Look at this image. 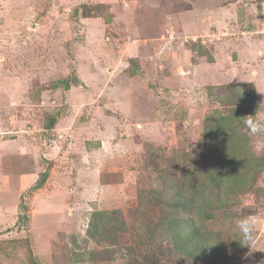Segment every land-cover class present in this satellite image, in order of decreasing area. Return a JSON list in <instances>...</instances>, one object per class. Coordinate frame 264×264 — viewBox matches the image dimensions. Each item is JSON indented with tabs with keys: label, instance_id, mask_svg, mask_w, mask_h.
<instances>
[{
	"label": "rangeland",
	"instance_id": "rangeland-1",
	"mask_svg": "<svg viewBox=\"0 0 264 264\" xmlns=\"http://www.w3.org/2000/svg\"><path fill=\"white\" fill-rule=\"evenodd\" d=\"M261 103L264 0H0V264H264L263 171L196 204Z\"/></svg>",
	"mask_w": 264,
	"mask_h": 264
},
{
	"label": "trees",
	"instance_id": "trees-1",
	"mask_svg": "<svg viewBox=\"0 0 264 264\" xmlns=\"http://www.w3.org/2000/svg\"><path fill=\"white\" fill-rule=\"evenodd\" d=\"M231 120L232 123L240 121L239 114H233ZM232 123L228 125H226V123L220 124L221 129L231 125ZM214 125L215 123L211 122L209 127L212 128ZM222 134L225 136L229 135L226 138L225 142L233 145L234 148L230 149L228 161H226L224 166H220L224 163V160L221 162L220 165H209L206 162L204 163L205 170L207 171V174H205L206 181L209 180L210 186H204V184L202 183L199 188V193L201 192V194L200 199L198 200L199 202L196 204L200 213H202V209L204 207H211V205H214L215 202H217L219 205H225V203L230 199V197L232 195H235V193H237L238 191L245 192L247 190V187L251 185L249 182V177H251V175H249L250 173L248 170L251 171V169H254L256 170V172H264V164L260 159H252V156L249 155L247 151L245 152L244 148L240 146L238 148L235 147V144L239 140L236 130H232L231 134L226 132H222ZM215 135H218V133ZM210 188H212L213 192H215L217 195L214 196L215 202L212 198L209 203H206L205 200L207 197H209V195L205 194L204 190L207 189L210 191ZM195 192L198 191L195 189ZM154 197L157 198L156 196ZM157 199L159 200V198ZM192 199L193 198H191V201ZM183 204L187 207L192 205V203L190 204L189 201L186 202V204L180 201H176L174 207L182 208ZM123 228L124 226L122 223L116 227L117 231L119 232H122ZM199 233L200 231H198V227H193L190 230V235L188 234L185 238V240L189 239L188 241H191L190 238L193 237L191 239H193V242H195V244L192 246V248L190 244H188V241L182 242L180 245H177V255H184L183 257H188V260H186L185 262L191 263L193 261L194 263L202 262L203 264H205L206 257H209L211 259V257L217 253H223L222 250H218L219 248L215 249V247H211L209 248L210 255L208 256V254H206L208 247H206L204 240L202 241ZM196 237L198 238V240Z\"/></svg>",
	"mask_w": 264,
	"mask_h": 264
},
{
	"label": "clouds",
	"instance_id": "clouds-1",
	"mask_svg": "<svg viewBox=\"0 0 264 264\" xmlns=\"http://www.w3.org/2000/svg\"><path fill=\"white\" fill-rule=\"evenodd\" d=\"M244 124L252 136L264 138V115L255 113V115L246 116ZM237 227L240 229L244 237L242 245L247 246L252 251L256 250L255 245L253 244L254 235L251 221L249 219H242L238 222Z\"/></svg>",
	"mask_w": 264,
	"mask_h": 264
}]
</instances>
